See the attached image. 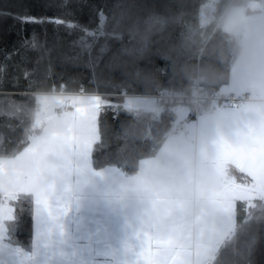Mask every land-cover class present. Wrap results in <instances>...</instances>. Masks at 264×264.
Here are the masks:
<instances>
[{
	"label": "crops",
	"instance_id": "0c3cea01",
	"mask_svg": "<svg viewBox=\"0 0 264 264\" xmlns=\"http://www.w3.org/2000/svg\"><path fill=\"white\" fill-rule=\"evenodd\" d=\"M262 25L264 0L230 5L220 19L260 61L245 67L236 57L222 89L239 93L252 85L261 99L215 112L205 107L184 126L195 136L167 134L132 175L91 164L98 110L110 104L101 94L75 95L58 113L60 99L56 110L35 114L38 133L15 156L0 157V193L32 198L29 264H143L160 239L171 242L168 254L179 264H209L233 229L237 201L264 198V178L245 168L249 155L264 150ZM124 104L160 110L152 101Z\"/></svg>",
	"mask_w": 264,
	"mask_h": 264
},
{
	"label": "trees",
	"instance_id": "16d2710c",
	"mask_svg": "<svg viewBox=\"0 0 264 264\" xmlns=\"http://www.w3.org/2000/svg\"><path fill=\"white\" fill-rule=\"evenodd\" d=\"M209 1L0 0V157L15 156L38 133L37 93L83 89L110 101L98 110L92 166H116L127 176L134 174L140 159L156 154L172 114L160 101L158 113L129 108L124 95L186 91L197 72L206 92L229 81L239 40L221 28L220 19L230 5L251 0H215L208 21L199 23L198 11ZM100 13L105 15L102 23ZM20 16L65 23L21 24ZM186 20L196 25L189 40L178 35ZM134 41L140 47L129 49ZM0 205L14 208L9 212L14 218L3 222L2 243L29 256L31 196L0 193ZM209 264H264V198L249 205L237 201L233 229Z\"/></svg>",
	"mask_w": 264,
	"mask_h": 264
},
{
	"label": "built area",
	"instance_id": "2783aa9c",
	"mask_svg": "<svg viewBox=\"0 0 264 264\" xmlns=\"http://www.w3.org/2000/svg\"><path fill=\"white\" fill-rule=\"evenodd\" d=\"M209 18V13L204 17V24ZM59 94L62 97V104L58 113L66 112L70 109L72 98L78 94H85L83 89L75 93L65 91L51 92ZM125 96V95H124ZM142 97L153 98L168 106L172 114V120L169 125L168 134L184 135L191 134L195 136V130L188 132L184 129L186 122L195 120L198 113L205 109L209 112H215L219 107H240L245 103L260 100V93L252 85L245 87L239 93L228 92L222 89L214 92H206L202 86V76L197 72L191 78L189 89L186 91L161 90L151 95H140ZM37 109V105L34 106Z\"/></svg>",
	"mask_w": 264,
	"mask_h": 264
},
{
	"label": "rangeland",
	"instance_id": "374dc122",
	"mask_svg": "<svg viewBox=\"0 0 264 264\" xmlns=\"http://www.w3.org/2000/svg\"><path fill=\"white\" fill-rule=\"evenodd\" d=\"M214 2L215 0H210L207 4H204L200 7L197 15L198 16L197 20L199 23L204 24L203 22L206 14L214 10L213 7ZM250 5L252 8L254 7L256 8V6H258V4L254 1H252ZM104 20H105V15L103 13H100L99 15L100 23H102ZM180 25L181 27H179V33H178L179 37L181 39L183 38L186 40L191 39L194 31H196V25L192 21H188V20L182 22ZM140 45L141 43H139L138 41H134V42H130L128 44V47L129 49L130 48L137 49L140 47ZM134 53L136 54L137 52ZM60 99L62 100V97L56 93H37L35 96V102L37 103V105H39V110H35V114L39 116L44 112H47V110L49 109L56 110V108L59 107L61 103ZM125 99L126 101L133 104L139 101H144V103L148 101L150 102L152 101L154 104L156 103L157 105H159L158 101H156L155 99L149 97H140L139 95L138 96L125 95L124 100ZM54 114H56L55 116L58 115L57 112H55ZM259 194L261 193L259 192ZM0 207L6 210L5 212L6 217L10 216V213L7 211L9 207H6L4 205H0ZM4 220L5 219L0 220V243L2 244V246L0 245V264H29V257L26 251L22 252V250L18 247L9 246L2 243L1 238L3 236ZM16 250L19 251L20 254L15 252ZM77 253H79V251H77ZM74 262L75 264H80L78 259H75Z\"/></svg>",
	"mask_w": 264,
	"mask_h": 264
},
{
	"label": "snow or ice",
	"instance_id": "6c2138e0",
	"mask_svg": "<svg viewBox=\"0 0 264 264\" xmlns=\"http://www.w3.org/2000/svg\"><path fill=\"white\" fill-rule=\"evenodd\" d=\"M99 8L97 9V12ZM21 24H32V23H44V22H53L57 24H64L65 22L62 20H51L45 21L42 18H36L31 16H20L17 17ZM69 27H72L69 24ZM35 34H33L32 42L35 44ZM25 44L28 43V40L24 41ZM245 168L249 173H251L254 177H261L264 178V150L258 149L255 153L249 155L245 160ZM8 212L14 213V208L7 209ZM6 210L0 207V220L2 219H13L14 216H7L5 215ZM159 250L154 256L151 251L146 253V258L143 264H179L178 259H173L172 256L168 254L167 248L171 244L170 241H165L160 239L158 241Z\"/></svg>",
	"mask_w": 264,
	"mask_h": 264
},
{
	"label": "clouds",
	"instance_id": "9594fccd",
	"mask_svg": "<svg viewBox=\"0 0 264 264\" xmlns=\"http://www.w3.org/2000/svg\"><path fill=\"white\" fill-rule=\"evenodd\" d=\"M259 31L264 32V25L260 26ZM236 55H237V62L240 63L242 66L245 67H252L256 66L260 63L256 56L245 47L243 43L239 41L236 44Z\"/></svg>",
	"mask_w": 264,
	"mask_h": 264
}]
</instances>
